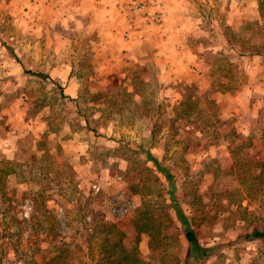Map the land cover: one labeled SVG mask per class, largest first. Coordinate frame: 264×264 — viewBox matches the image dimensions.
Wrapping results in <instances>:
<instances>
[{"label":"rangeland","instance_id":"1","mask_svg":"<svg viewBox=\"0 0 264 264\" xmlns=\"http://www.w3.org/2000/svg\"><path fill=\"white\" fill-rule=\"evenodd\" d=\"M131 3L127 25L160 36ZM189 6L171 75L136 36L99 84L96 39L69 34L74 102L36 72L54 41L0 23V264H264V0Z\"/></svg>","mask_w":264,"mask_h":264},{"label":"crops","instance_id":"2","mask_svg":"<svg viewBox=\"0 0 264 264\" xmlns=\"http://www.w3.org/2000/svg\"><path fill=\"white\" fill-rule=\"evenodd\" d=\"M131 1L146 2L159 11L162 23L157 31L161 34L160 36L154 34L149 27L146 30L135 31L127 25L122 4ZM189 7V0H33L31 3L26 0H0V23L9 22L15 26V29L24 30L26 33V30H29L31 36L29 38L32 40L54 41L53 50L50 53H40L38 49H32L36 57L43 58L38 63L40 69L36 72L47 74L50 80L62 87L61 94L65 99L74 102L79 97V89L84 80L77 73L79 65L74 61L75 57L64 55L66 48L64 45L67 41L69 43V34L82 32L91 34L90 37L96 39L97 47L91 54L94 62L90 68L99 79L94 81L99 84H104L102 78L118 70L115 61L119 59V56L130 55L131 47L140 44L135 40L136 36L146 38L145 41L153 37L160 39L159 47L156 51L155 49L149 51L148 56L153 58V62L160 64L162 72L171 75L173 47H167L163 41L173 37L174 32L181 33V25H184L185 30V24L190 21ZM122 34L127 37L126 39L131 35L134 37L133 42L131 39L127 40L125 44L127 46L124 49L119 45L126 40L122 38ZM57 45L61 47H56ZM122 50H125L123 54H121ZM64 56L67 60L61 58ZM253 108L254 106L251 105L248 111L250 115L244 120L246 123L250 121L251 124L255 116V113L252 115ZM258 110L264 113V109H257V112ZM261 121L264 122V118H261ZM249 131L251 134L254 132L251 126ZM260 215L264 216V208L261 209ZM261 236L264 237V233Z\"/></svg>","mask_w":264,"mask_h":264},{"label":"built area","instance_id":"3","mask_svg":"<svg viewBox=\"0 0 264 264\" xmlns=\"http://www.w3.org/2000/svg\"><path fill=\"white\" fill-rule=\"evenodd\" d=\"M122 8H125V6L123 5ZM128 9L131 11H140L142 13V15L146 18V21L148 23H156L159 21V17L157 14L154 13H150L149 9L147 8V6L145 4H135V3H131L128 6Z\"/></svg>","mask_w":264,"mask_h":264},{"label":"trees","instance_id":"4","mask_svg":"<svg viewBox=\"0 0 264 264\" xmlns=\"http://www.w3.org/2000/svg\"><path fill=\"white\" fill-rule=\"evenodd\" d=\"M183 235H184V238L187 241V243L191 246L190 247V251H191V255L190 256H191V258L196 259L195 256L198 257V255H196L197 252L195 253V251H197V247L194 244L192 233L190 231H185ZM253 236L260 237V235H258L256 233H254Z\"/></svg>","mask_w":264,"mask_h":264}]
</instances>
